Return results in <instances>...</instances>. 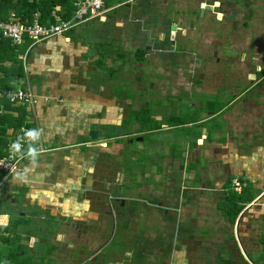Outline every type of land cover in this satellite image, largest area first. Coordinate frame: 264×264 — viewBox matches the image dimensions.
Returning <instances> with one entry per match:
<instances>
[{
    "label": "crops",
    "instance_id": "1",
    "mask_svg": "<svg viewBox=\"0 0 264 264\" xmlns=\"http://www.w3.org/2000/svg\"><path fill=\"white\" fill-rule=\"evenodd\" d=\"M121 1L106 0L100 16L49 39L34 43L25 39L12 50L23 64L22 81L16 82L21 85L0 92L24 88L32 101L12 104L0 97V115L8 113L17 128L9 131L8 142L19 134L30 141L16 150L22 158L15 171L0 172V253L20 252L25 241L30 253H39L34 246L45 241V226L51 222L57 231L50 237L76 248L73 253H55L56 264H264V0L261 8L252 1L245 6L246 59L242 55L233 62V73L215 79L218 89L228 94L223 98L226 103L202 112L197 120L206 121L196 130L166 123L163 116L156 124L158 136L172 134L174 148L171 157L161 159L154 176L160 180L168 166L176 171L177 164L173 187L157 182L149 188L139 182L127 191L120 189L118 172L127 94L122 85L132 88L143 76L136 58L140 32L156 38L161 28L142 25L141 9L135 14L141 19L116 16L109 22L111 9L131 11V3ZM244 2L248 0L225 4L217 12L228 14L232 8L239 12L237 4ZM54 8L59 13L60 6ZM206 11L201 14L210 26L216 19ZM129 21L131 25L126 24ZM86 26H91L89 40ZM104 34L121 47L123 59L109 49ZM211 120H217V135L212 137L204 126ZM178 127L184 131L175 136L171 131ZM165 139L156 140L163 149ZM30 149L35 153L23 156ZM201 161L206 165L199 174L196 165ZM137 166L144 171L142 162ZM143 177L138 174L137 179ZM233 178L244 183L240 191L232 188ZM108 192L119 200L123 195L134 199L128 207L124 202L122 213L113 217L114 205L104 203ZM148 209L161 217L160 233L149 226L138 231L136 221ZM13 213L19 216L13 219ZM211 227L213 234L207 231ZM192 247L200 253H191Z\"/></svg>",
    "mask_w": 264,
    "mask_h": 264
},
{
    "label": "rangeland",
    "instance_id": "2",
    "mask_svg": "<svg viewBox=\"0 0 264 264\" xmlns=\"http://www.w3.org/2000/svg\"><path fill=\"white\" fill-rule=\"evenodd\" d=\"M200 0H134L131 3V11H129V8L126 7H120L116 10L111 9V12H109V14L111 15V21L109 22H115V18L116 16H123L124 18H132V19H139L140 17L136 16L135 14H137V11L139 12V10L141 9V12L144 13L143 16H145V19H143L142 25L147 26L149 28H153L155 30V28H161L163 26H165V22L168 23V20H171L174 22V24H177L178 26H187V27H195L196 29H192L191 32H187L190 35L189 40L194 43V44H198L200 43V40L203 41V44L205 46L204 50H207L208 53H212V51L217 50L218 54H220L222 57L226 56V55H231L233 54L234 51H236V59H239L243 53L245 48L247 47L246 44V40H247V36L249 35L248 32L249 30L244 28L243 25H241V21L244 19L242 18V16L245 14V6L247 3H253V5H256L258 8H261L262 5V0H248V2H244L241 4H237V9L239 10L238 16H237V21L239 23L238 27H232L234 26L232 23L223 21L224 18H221L220 20L216 18V20L212 19V25L210 24V26L208 24H205V19H203V15L201 14V12H196L195 10L198 9V3ZM204 1V0H202ZM225 1V0H224ZM233 2L229 1L228 3H226L227 5L231 4ZM207 4V3H206ZM223 5H221V7H223ZM135 8V11H133V9ZM188 8L193 9L192 11H188ZM228 8V7H227ZM230 8V7H229ZM137 10V11H136ZM131 12V13H129ZM140 12V14H142ZM192 12V13H191ZM261 12V10H260ZM236 15V14H235ZM199 16V17H198ZM141 19V18H140ZM165 22H164V21ZM204 21V22H203ZM222 22V23H221ZM138 24L141 25V23L137 22ZM118 24H121V20L118 21ZM127 25H131L132 22L129 21L128 23H126ZM173 24V23H172ZM261 24V23H260ZM91 26H86L85 30L87 31V35L88 38L87 40L91 39L92 36V32L90 30ZM95 27V26H94ZM106 28V26H105ZM78 29V27H77ZM219 30V31H217ZM106 31V30H104ZM93 37L98 38L100 34H96ZM181 35H179L178 37H180ZM106 40V42L109 45V49L111 50L112 48V52L118 54L119 57H123L125 56V53H123L121 47L114 45V41L111 37L107 38L104 34L103 36ZM128 38V37H127ZM115 40V39H114ZM126 39H124L125 41ZM128 41V39H127ZM215 41H220V43L222 44L221 46H219V43L215 44ZM130 43H128L129 45ZM244 47V49H243ZM109 50V51H110ZM234 50V51H233ZM132 53V52H131ZM13 54L16 56V54L13 52ZM12 55V56H14ZM246 57V54H244ZM164 65V63L162 64ZM166 66V65H164ZM180 68V66H178ZM191 69V66H189ZM233 67L228 68V72L230 73V71L232 70ZM235 68V67H234ZM162 66H158L148 62V63H144L143 67H141V70L139 72L143 73V76L145 75L147 80L152 79L151 75L153 73V75L155 74L156 76L153 77V79L157 77L158 81L156 83H154V88H150L149 86H145L148 90V94H150L149 92H152L153 97L151 100V104L152 107L154 109V114H152L153 116L157 113V123H161L159 120H161V117L163 116V120L166 123H177V124H185V131H190V130H196L197 129V125L196 121L198 119V117L200 115H202V112L207 111V112H212L215 110H218L224 103H226V100H224L225 98L228 97V94H226L225 91H222L221 89H218L220 86L218 84V82H213V84L211 83L210 85H208V87L206 86L203 89H193V90H187V86L188 83H186L185 81H180L178 79L179 82H174V88H171V93L173 92V94L175 92H182V97L181 96H177L173 97V96H165L163 97H159V94H165L166 93V89H163L162 86H164V84L166 83V81L164 79H161L163 77H165V74H161L159 72H162ZM216 70L217 73L223 74L222 69H224L225 72V66L222 64L221 65H216V62H214V60L210 61V63H208L206 65V67H197L195 68L194 73L198 74L199 72H204L205 74H212L213 70ZM244 69V68H243ZM220 70V71H219ZM182 71V69H181ZM235 70H232L231 73H233ZM227 74H225L226 76ZM150 78V79H149ZM19 81H22V78H20ZM127 81H125L126 83ZM133 82V81H130ZM224 85V81L222 82ZM209 84V83H208ZM21 82L17 83L16 86H20ZM169 86H171L170 84H168ZM177 85H181V89L177 88ZM19 88V87H18ZM122 91H125L126 93H129L130 95L135 94L134 96L138 97V98H143L144 99V94H142V92L140 91H136L135 93L131 90L134 89V86L132 88H128L126 85H122ZM163 91V93L161 92ZM189 96H191L189 99H187ZM222 96H226V97H222ZM224 98V99H223ZM140 99V100H141ZM154 102L156 105H154ZM195 104V105H194ZM159 105V106H158ZM158 107V109H157ZM148 110V109H147ZM155 118V117H154ZM189 121H191L192 123H188ZM217 120H211L208 121L204 124V126L210 130L211 133V137L212 135L216 136L217 134L214 132L215 126ZM182 127H178L177 129H174L173 132L174 135L179 136L183 131ZM170 135V134H169ZM164 136H159L158 139H164ZM156 141V140H155ZM157 144V145H156ZM156 149H158V147H161L162 144L160 142H156ZM176 148V147H175ZM150 151H152L151 149H149ZM125 164L127 165V167L129 168V170L132 172V169L134 168L135 171H140V168L137 166V164H135V161H125ZM123 164V166L125 165ZM144 165V163H142V166ZM147 166H151L153 165L152 163H146ZM206 165L204 162H200V164L196 165V167H198V173L200 174L201 169L203 168V166ZM193 166H195V163L192 164L191 169L193 168ZM126 167V168H127ZM137 167V168H136ZM152 167V166H151ZM190 167V166H189ZM188 167V168H189ZM127 168V169H128ZM136 168V169H135ZM174 168L176 169V173L179 172V166L177 164L174 165ZM147 171V170H146ZM150 173H153L152 171H148ZM198 174V175H199ZM138 175V173L133 172L132 174L130 173L131 179H132V183L134 182L136 176ZM169 173L166 174H162V176H160V180H159V185L162 186H168V188H172L173 186L168 185L169 182ZM197 175V178H199V176ZM151 178L148 179H144L145 182L149 181ZM197 180V179H195ZM179 184V179L176 182ZM151 182L147 183V186L150 188ZM132 188V187H129ZM228 193H233L230 189L228 190ZM190 194V193H189ZM188 192H185V196L187 197ZM113 204L116 208H118L120 205L119 203H117L116 201H113ZM139 209H141V206L138 205ZM149 212H144L143 215L141 217H139L136 221L137 223V227H138V231L141 232L143 230V228H145L146 226L150 228V230L152 232H156V233H160V227L162 225V220L161 217L155 213L154 209H148ZM140 211V210H139ZM17 213V211L15 212ZM136 213H138L136 211ZM14 214V213H13ZM149 214V217H147ZM15 217H13V219L17 218L19 215L14 214ZM147 223H150V225H147ZM47 227V229H45L46 233H43V236H45V241L44 242H37L36 245L34 246L39 248L38 252L39 253H30V248H28V242L25 241V248L20 249V254H23V258L22 261L23 263L21 264H56L54 255L55 253H70V252H74L76 250V248L73 246H69L66 245L65 242H58V241H54L51 237H50V233H53L55 231H57V228L55 225H53V223L51 222H47V225L45 226ZM59 228V227H58ZM44 231V232H45ZM48 231V232H47ZM207 231H209L210 234H213L214 232V227H211L210 229H207ZM116 237H119V235L117 234ZM63 241V240H61ZM67 242V241H66ZM69 243V242H67ZM190 245L192 246V244L190 243ZM194 245V244H193ZM65 246H67V251L64 250ZM76 246V245H75ZM1 247V246H0ZM201 251V250H200ZM24 252V253H21ZM191 253H200L199 251L195 252L193 250L192 247V252ZM13 260H9L7 264H14L12 262ZM144 261V260H143Z\"/></svg>",
    "mask_w": 264,
    "mask_h": 264
},
{
    "label": "flooded vegetation",
    "instance_id": "3",
    "mask_svg": "<svg viewBox=\"0 0 264 264\" xmlns=\"http://www.w3.org/2000/svg\"><path fill=\"white\" fill-rule=\"evenodd\" d=\"M215 1L216 0H204V1L200 0L198 3V9L195 11L198 12L199 14L200 9H201L200 4L205 3L206 6H212L213 10H210V9L207 10V8H204V11L207 10L206 13L210 12L212 14V18L216 19V13L218 9L221 8V5L223 4L225 5L229 1L234 2L237 0H225V1L217 0L219 2L218 6L214 4ZM192 10L193 9L188 8V11H192ZM232 10L234 9L233 8L230 9L229 13H231ZM203 15H204V12H203ZM223 18H224L223 19L224 21H227L225 17ZM242 18L244 19L241 21V25H243L244 28H247L245 25L246 15L244 14ZM230 22H232L234 25L232 27L236 26L235 15L232 21ZM172 25L175 26L174 29H172ZM192 29H196V28L195 27L191 28V27L181 26V25L178 26L177 24H174V22L171 21L168 25L161 27V30L158 31L159 34L156 38L147 37L146 32H142V31L140 32L143 34V36L141 35L140 39L138 40L139 45L136 49V58L139 57L138 61L142 64V66L144 63H148V62L156 64L157 68L158 66H162V69H161L162 72H159V73L165 74V77L161 79H164L166 81L164 86H162L163 89H166L165 90L166 93L159 94L158 95L159 97L164 98L165 96H168V95L170 97L173 96L176 98L177 96L182 97L183 96L182 92H175L173 94V92L171 93L170 91L171 88H174V82H179L178 79L180 81H185L186 83H188V85L185 86L187 87V89L184 91H187V90L190 91L193 89H203L206 86L208 87V85H210L211 83L213 84V82H215L217 75H219L220 73H217V71L214 69L212 74H205L204 72H199L198 74H196L194 73L196 66L205 68L206 65L210 63V61L214 60V62H216V65L222 66L223 64L225 66V72H224V69H222V72L224 73V75L225 74L228 75L227 73L228 68H230L233 65V62L236 60V51L234 50H233L234 51L233 54L226 55L225 57L224 56L222 57L220 54H218L217 50L212 51V53L211 52L208 53L207 50L203 51L205 46L202 40H200V43H198L197 45L192 43L189 40L190 35L187 32H191ZM179 35L181 36L178 37ZM151 39H152V42H150ZM147 40H149V42H147ZM214 43L215 44L219 43V46L222 45L220 41H215ZM147 54L149 57L147 56ZM244 54H245V50H244ZM244 54H243L244 56L243 58L246 59ZM163 63L166 66L162 65ZM178 66H180V68ZM189 66H191V69ZM155 76L156 75L154 74L152 78ZM145 79H146L145 75L137 77L134 89L131 90L134 93L136 91L142 92V94H144V99L134 96L135 94L130 95L129 93H127L124 98L125 112L122 115L123 122L120 125L121 127L120 143L122 141L123 150L119 149V151L121 150L120 157H121L122 164L120 165H122V167H119L118 169V172L121 174L120 189L123 191L130 190L131 188L129 187L133 188L134 186H137L139 182H143V184L146 183V185L148 182H151L152 185L157 184L159 180L154 176L155 172L157 171L156 168L158 167V165L160 166L162 164L161 159H163L166 156L171 157L173 154L172 151H173L174 146H173L172 140L170 139L172 138L171 137L172 134L164 136V137H167V140L164 138L166 140L165 149H163L164 148L163 145L161 147H158V149H156L157 141L155 140L159 138V136L156 133L157 130L159 129L156 126L157 124L156 120H157L158 114L156 113L154 116L152 115L155 112L151 104V100L153 97V95L151 94L153 93L149 92L150 94H148V90L145 86H149L150 88L156 87L157 85L154 86V83H156L158 79L157 77L156 79L154 78L153 80H145ZM168 84H170L171 86H169ZM177 88L182 90L181 85H177ZM161 92L163 93V91ZM153 100H154V97H153ZM154 105H156L155 102H154ZM205 121L206 119L203 118L201 122L200 120L199 121L197 120L194 122H196V125L199 127L203 125ZM149 149H151L152 151H150ZM169 151H171V153H169ZM134 157L136 158L135 161L137 165H138V162L144 163V165L142 166L144 171H141V170L135 171L134 168L132 169V172L129 170V168L125 164V161H129V160L134 161ZM146 163H152L153 165H151L152 167L147 166ZM123 164L125 165L123 166ZM146 170L152 171L153 173L147 172ZM167 171L170 174L168 185L173 186L174 181H175V177H174L175 171H173L172 168L170 169L169 166L167 167ZM133 172L138 173L139 177L140 175L141 177H143L144 174H147V173L148 174L141 179L139 178L140 180L137 179V176H138L137 175L134 182L132 183L130 173L132 174ZM114 173H117V172L115 171ZM148 178H151V179L145 182L144 179H148ZM133 199L134 198H130V197L123 195L121 198L122 200L121 201L119 200V198H115V196H113L111 193L108 192V194H105L104 203H109L110 207L114 205L113 201H116L117 203H119L120 206L118 208L114 206L116 209V212L114 214L112 213V215L113 217H115V216H119V214L122 213L121 212L123 210L122 204L126 202L127 203L126 205L128 207L129 205L132 204ZM114 207H113V210H114ZM126 213L128 214L127 211ZM127 218H128V215H127Z\"/></svg>",
    "mask_w": 264,
    "mask_h": 264
},
{
    "label": "built area",
    "instance_id": "4",
    "mask_svg": "<svg viewBox=\"0 0 264 264\" xmlns=\"http://www.w3.org/2000/svg\"><path fill=\"white\" fill-rule=\"evenodd\" d=\"M134 0H122L120 4L132 3ZM106 0H76L73 3V14L68 18H63L54 8L51 12L52 23H43L40 19V13L35 11L28 21H20L14 12L9 14L5 20H0V35L10 39L14 45H21L25 39L32 43L49 39L55 35L67 32L74 26L89 19L100 16L105 9ZM6 96L12 104H25L32 101V94L24 89L17 88L5 92H0V97ZM30 137L18 135L17 138L7 143V155L0 157V172L11 174L17 168L21 156L16 154V150L23 148ZM18 145L19 147H15ZM30 153L23 154V156ZM232 188L240 191L244 183L237 178L232 179Z\"/></svg>",
    "mask_w": 264,
    "mask_h": 264
},
{
    "label": "trees",
    "instance_id": "5",
    "mask_svg": "<svg viewBox=\"0 0 264 264\" xmlns=\"http://www.w3.org/2000/svg\"><path fill=\"white\" fill-rule=\"evenodd\" d=\"M73 3L74 0H0V20L7 19L9 14L14 12L20 21H28L31 19L32 13L38 11L41 14V22L53 21L50 13L56 5L60 6V15L68 19L73 14ZM15 46L10 39L0 35V72L2 73L0 76V90L12 88L23 76V64L12 51ZM6 62H9V64H5ZM16 129L15 122L9 118L8 113L0 115V156L6 154L9 131L14 132ZM236 212L237 209L234 211V215ZM16 252L0 253V264L9 263L8 261L11 259L14 264L23 263V255Z\"/></svg>",
    "mask_w": 264,
    "mask_h": 264
},
{
    "label": "water",
    "instance_id": "6",
    "mask_svg": "<svg viewBox=\"0 0 264 264\" xmlns=\"http://www.w3.org/2000/svg\"><path fill=\"white\" fill-rule=\"evenodd\" d=\"M214 4L217 6V5L219 4V2H218V1H215ZM200 7H201V9H200V12H201V13H203L204 7L207 8L208 10H209V9H210V10H213V7H212V6H205L204 3H201V4H200ZM235 13H236V10H235V9L232 10L231 13L224 14V15L221 14L220 12H217V13H216V18H217V19H220V18L223 16V17H225V18L228 19V20H232V19L234 18ZM174 28H175V26L172 25V29H174Z\"/></svg>",
    "mask_w": 264,
    "mask_h": 264
},
{
    "label": "clouds",
    "instance_id": "7",
    "mask_svg": "<svg viewBox=\"0 0 264 264\" xmlns=\"http://www.w3.org/2000/svg\"><path fill=\"white\" fill-rule=\"evenodd\" d=\"M30 136H35L36 134L35 133H29ZM15 147H19L18 145H16ZM35 153V150L34 149H30V154H34Z\"/></svg>",
    "mask_w": 264,
    "mask_h": 264
}]
</instances>
